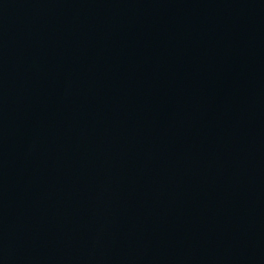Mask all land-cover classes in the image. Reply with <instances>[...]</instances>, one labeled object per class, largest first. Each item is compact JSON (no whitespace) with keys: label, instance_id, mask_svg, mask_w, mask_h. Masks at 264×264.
Instances as JSON below:
<instances>
[{"label":"water","instance_id":"1","mask_svg":"<svg viewBox=\"0 0 264 264\" xmlns=\"http://www.w3.org/2000/svg\"><path fill=\"white\" fill-rule=\"evenodd\" d=\"M0 264H264V0H0Z\"/></svg>","mask_w":264,"mask_h":264}]
</instances>
